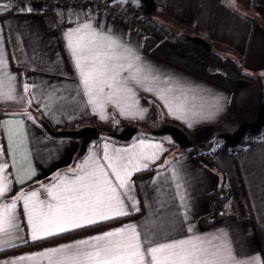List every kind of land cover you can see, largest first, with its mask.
Instances as JSON below:
<instances>
[{
  "label": "crops",
  "instance_id": "obj_1",
  "mask_svg": "<svg viewBox=\"0 0 264 264\" xmlns=\"http://www.w3.org/2000/svg\"><path fill=\"white\" fill-rule=\"evenodd\" d=\"M249 1L155 0L160 22L185 35L206 38L222 53L242 60L253 76L238 80L231 91L144 51V34L129 22L144 14L139 0H105L102 9L54 0H0V112L6 113L0 115V165L7 164L0 177H7L10 187L0 196V207L33 191L38 201L56 204L47 188L93 172L97 165L107 172L121 201H106L95 211L92 206L73 209L77 219L83 212L96 223L113 220L70 228L67 233L56 232V224L38 220L43 240L16 247L33 241L24 201L17 200L12 227L0 233V264H51L59 254L51 257L48 250L78 241L92 243L91 237L128 226L135 227L145 251L199 238L210 251L218 247L225 254L230 252L234 258L230 264H264V134L235 151L226 147L224 138L241 123L252 121L263 99L264 28L259 20L251 23L233 10L246 13L242 7L247 8ZM255 2L264 6V0ZM70 32L74 39L84 37L87 47L82 55L89 57L85 71L92 66L90 57L95 51L113 55L110 64L124 65L119 83H104L102 78L95 84L96 104L89 103L68 47ZM102 37L114 39L118 46L109 49ZM132 74H137L139 83L127 79ZM37 111L53 130L114 125L116 130L107 131L118 132L126 126L137 131L129 140L119 141L100 136L98 129L97 139L80 154V141L47 134L36 121ZM163 124L181 128L200 145L217 138L212 159L225 174L234 210L228 207L226 215L209 227L198 219L208 212L215 176L192 152L179 151L172 137L151 134ZM135 153L155 154V158L141 159ZM105 156L121 171L127 165L132 174L125 188H119ZM134 167L139 170L133 171ZM117 211L127 214L116 215ZM49 229L54 234L43 235ZM131 235L126 231L114 239Z\"/></svg>",
  "mask_w": 264,
  "mask_h": 264
},
{
  "label": "snow or ice",
  "instance_id": "obj_2",
  "mask_svg": "<svg viewBox=\"0 0 264 264\" xmlns=\"http://www.w3.org/2000/svg\"><path fill=\"white\" fill-rule=\"evenodd\" d=\"M88 27V25H84V28ZM79 31L80 29L76 30V32ZM92 35L95 36L96 34L93 33ZM67 38L68 47L75 58V66L79 69L82 83L89 96V103L96 104V98L92 95L95 84L101 82L102 78H104V83H107L108 80L119 83L117 78L120 76V70L124 69V65L110 64L108 61L115 58L113 55H108L103 51H95L90 57L92 66L88 71H85L83 65L89 57L82 55L87 47L84 43V37L80 36L74 39L73 33L70 32ZM101 39L106 42V46L109 49L113 48V46H118L114 39L108 37H102ZM89 43H92V41H89ZM103 46L101 44L100 47ZM88 51L91 52L92 50L88 49ZM128 67L131 68L132 65L129 64ZM144 78L147 79V77ZM127 79L137 83L140 82L137 74H132ZM108 86L112 87L111 84ZM100 91H103V89L101 88ZM8 98L11 99V96H8ZM121 112L122 114H127L124 109H121ZM134 155L139 156L141 159L155 158V154L143 156L141 153H135ZM105 160L109 161L108 167L112 170L119 188H125L132 174L128 171L127 165L121 171L117 163L113 162L108 156H105ZM83 167H86V165L82 166L81 170H83ZM144 167L146 168L147 165L145 164ZM6 168L7 164L0 165V173ZM137 170H139L138 167L133 168V171ZM91 177H95V179L90 180L89 178ZM9 191L10 187L7 177H0V196H4ZM46 192L58 203L52 204L38 201V194L33 191L30 194H20L13 198L11 203L0 207V233H7L8 229L12 227V213L16 208V201L20 199H23L29 222L33 225V240L42 238L38 234L36 223L38 220L56 224L55 231L64 232L70 230V228H78L85 224L97 222L92 218L85 217L83 212L79 213V219H77V212L73 209H87L92 206L95 211L96 206H102L106 201L121 203L116 187L108 179L107 172L100 165H97L95 171L86 172L83 176H77L74 180H61L59 184L47 188ZM126 214L122 211L116 212V215ZM100 218L108 219L110 217L100 215ZM80 220H83V223ZM126 231H130L132 235L127 239H114V237L121 236ZM52 234L54 233L51 229L43 233V235ZM89 240L92 243L89 241H78L76 244L48 250L51 257H57L59 254L58 258L51 260V264H230V261L234 259L230 252L225 254L221 248L217 247L214 251H210L208 247L204 246L205 242L199 238H196L195 241L181 240L175 243L161 244L150 247L145 251L141 247L139 234L134 226L110 231L91 237Z\"/></svg>",
  "mask_w": 264,
  "mask_h": 264
},
{
  "label": "trees",
  "instance_id": "obj_3",
  "mask_svg": "<svg viewBox=\"0 0 264 264\" xmlns=\"http://www.w3.org/2000/svg\"><path fill=\"white\" fill-rule=\"evenodd\" d=\"M248 6L251 8L254 14L249 15L248 13L240 11L236 7H233V10L247 18L251 23L259 20L264 28V6L256 3L255 0H250ZM129 22L133 26L138 23L143 27H148L151 29L152 33L144 34L142 45L144 51L163 61L171 63L202 78L210 80L231 91H233L238 80L249 79L253 76L251 72L244 69L242 60H236L232 56L223 54L222 52L216 50L214 45L210 43L206 38H204L211 45V49L209 51H206L198 44L190 41L185 34H182L173 27L166 25L156 19L154 17V11L149 14H141L138 17L133 18ZM152 107L154 112L156 109L155 104L152 103ZM36 113L37 123L48 134L47 129L51 128V126L41 112L37 111ZM3 114L6 113L0 112V115ZM151 134L156 136L153 133V130L151 131ZM105 135L109 136L107 133ZM254 137L255 134L251 137H247L244 139L242 138L241 141L235 146H229L228 144H226V147L231 151L239 150L240 148H243ZM195 144V141H193L192 147L189 148H181L177 144L176 146L179 151H191L193 150ZM215 149L216 148L211 151H203L198 154L193 153L195 160L210 173H212L216 179L215 186L209 192L207 198L208 212L200 216L198 219L199 223L204 227H209L214 222L223 218L227 213L228 207L234 210L232 202V192L226 184L225 174L218 169L212 159V155L215 152ZM111 220L113 219L101 221L92 225L101 224ZM82 228H86V226L80 227L78 229ZM67 232L69 231H66L64 233ZM41 240L43 239H36L24 244L17 245L16 247L31 244Z\"/></svg>",
  "mask_w": 264,
  "mask_h": 264
},
{
  "label": "water",
  "instance_id": "obj_4",
  "mask_svg": "<svg viewBox=\"0 0 264 264\" xmlns=\"http://www.w3.org/2000/svg\"><path fill=\"white\" fill-rule=\"evenodd\" d=\"M143 5V13L149 14L156 9L155 0H139ZM187 38L201 46L206 51L211 49V45L208 41L200 36L186 35ZM264 124V92L262 104L256 114V117L249 122L241 123L236 131L231 135H225L224 138L229 146H235L241 141L243 135L247 131L256 132ZM137 131L134 126H126L118 132H109V136L115 138L119 141L129 140ZM47 132L54 137H66L78 139L79 153L82 154L86 151L88 144L97 139L98 130L94 125H87L77 129H62L53 130L51 128L47 129ZM153 133L156 135L169 134L175 143L181 148H189L193 145V140L188 137V135L179 127L172 124H163L161 127L154 129Z\"/></svg>",
  "mask_w": 264,
  "mask_h": 264
},
{
  "label": "rangeland",
  "instance_id": "obj_5",
  "mask_svg": "<svg viewBox=\"0 0 264 264\" xmlns=\"http://www.w3.org/2000/svg\"><path fill=\"white\" fill-rule=\"evenodd\" d=\"M16 1H18V0H16ZM24 1V0H23ZM54 1H56L57 2V0H54ZM104 1L105 0H85L84 2H76V1H73V2H65V4H67V5H72V4H76V5H90V6H95V7H99V9H102L103 8V5H104ZM134 2H137L138 0H133ZM59 3H64V2H61V0H59L58 1ZM247 8H245V7H242L243 8V10L246 12V13H248L249 15H252V14H254V12L251 10V8L250 7H248V5L246 6ZM245 8V9H244ZM155 11H154V17L157 19V16L155 15ZM132 20V19H131ZM136 26H137V29H138V31L140 32V33H142V34H150V33H152V31H151V29L150 28H148V27H143L142 25H140V24H136ZM172 27V26H171ZM174 28V27H173ZM174 29H176V28H174ZM177 30V29H176ZM179 32H181V31H179ZM182 34H184L183 32H181ZM216 50H218V51H220L221 52V50L220 49H218V48H215ZM223 54H225V53H223ZM226 55H229V54H226ZM231 56V55H230ZM22 113L23 114H25V116H26V111H22ZM257 114V113H256ZM255 117H256V115H255ZM254 117V118H255ZM161 124H162V122H161ZM162 125H159V126H157V128H159V127H161ZM116 126H114V125H110L109 127H103V126H101V125H99L98 126V129H99V131H100V136L101 135H105L106 134V132H107V134L109 135V132L107 131V130H116ZM157 128H155V129H157ZM97 129V130H98ZM140 129H142V128H140L139 127V129L138 130H140ZM152 130H154V129H152ZM151 130V131H152ZM110 132H115V131H110ZM255 134V136H258V135H262V134H264V124L261 126V128L259 129V130H257L256 132H251V131H247L245 134H244V136H243V139L244 138H247V137H251L252 135H254ZM164 135H166V137H171L169 134H164ZM163 135V136H164ZM78 140V139H77ZM216 140H217V138H215L214 140H213V142H211V143H205V145H200L198 142H196V144H195V146L193 147V150H191L190 152H192V153H200V152H203V151H211V150H213L214 149V147L216 146V144H217V142H216ZM93 141V140H92ZM226 144H227V142H226ZM192 147V146H191ZM228 211V210H227Z\"/></svg>",
  "mask_w": 264,
  "mask_h": 264
},
{
  "label": "built area",
  "instance_id": "obj_6",
  "mask_svg": "<svg viewBox=\"0 0 264 264\" xmlns=\"http://www.w3.org/2000/svg\"><path fill=\"white\" fill-rule=\"evenodd\" d=\"M59 0H57L58 2ZM73 1H76V2H84L85 0H61V2H64V3H60V4H65V2H73ZM59 3V2H58Z\"/></svg>",
  "mask_w": 264,
  "mask_h": 264
}]
</instances>
